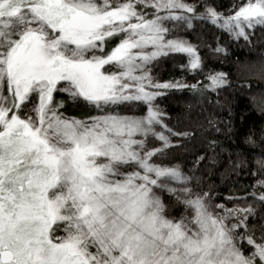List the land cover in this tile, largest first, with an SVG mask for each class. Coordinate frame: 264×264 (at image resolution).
<instances>
[{"label":"snow or ice","instance_id":"6c2138e0","mask_svg":"<svg viewBox=\"0 0 264 264\" xmlns=\"http://www.w3.org/2000/svg\"><path fill=\"white\" fill-rule=\"evenodd\" d=\"M197 23L250 42L264 0L227 14L210 0H0V264H264L250 227L264 179L229 209L172 156L193 133L169 127L160 99L229 83L154 76L165 57L202 71L182 34ZM249 155L264 175V150Z\"/></svg>","mask_w":264,"mask_h":264},{"label":"trees","instance_id":"16d2710c","mask_svg":"<svg viewBox=\"0 0 264 264\" xmlns=\"http://www.w3.org/2000/svg\"><path fill=\"white\" fill-rule=\"evenodd\" d=\"M216 9L229 13L240 0H210ZM184 38L199 50L203 69L186 71L183 57L161 58L153 69L158 80L183 81L188 85L208 83L210 73L223 72L228 85L218 91L204 92L173 90L159 101L165 122L174 130L193 133L183 148L172 153L186 171L193 170L203 190H210L214 202L228 207H246L244 201L229 197H243L264 175H253L257 165L249 153L259 154L264 146L252 148L245 139L252 135L258 144L264 135V28L251 32L250 42L235 40L210 23H197L194 30H185ZM219 46L221 53L214 50ZM67 115H80L69 108ZM212 121V124H209ZM218 129V130H217ZM215 142L211 144L210 142ZM175 142V141H174ZM198 157H205L195 164ZM243 162L240 167L237 163ZM169 198L165 196V201ZM250 217V227L257 235L264 228V208L256 205ZM184 209L174 206L171 215L179 216Z\"/></svg>","mask_w":264,"mask_h":264},{"label":"rangeland","instance_id":"374dc122","mask_svg":"<svg viewBox=\"0 0 264 264\" xmlns=\"http://www.w3.org/2000/svg\"><path fill=\"white\" fill-rule=\"evenodd\" d=\"M237 1H238V0H237ZM225 208H229V209H230V208H232V207L225 206Z\"/></svg>","mask_w":264,"mask_h":264}]
</instances>
